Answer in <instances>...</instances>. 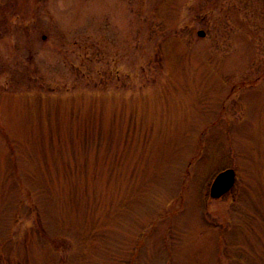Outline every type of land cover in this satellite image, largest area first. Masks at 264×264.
<instances>
[{
    "label": "rangeland",
    "instance_id": "374dc122",
    "mask_svg": "<svg viewBox=\"0 0 264 264\" xmlns=\"http://www.w3.org/2000/svg\"><path fill=\"white\" fill-rule=\"evenodd\" d=\"M0 264H264V0H0Z\"/></svg>",
    "mask_w": 264,
    "mask_h": 264
},
{
    "label": "water",
    "instance_id": "95a60500",
    "mask_svg": "<svg viewBox=\"0 0 264 264\" xmlns=\"http://www.w3.org/2000/svg\"><path fill=\"white\" fill-rule=\"evenodd\" d=\"M200 36H205V31L198 32ZM236 182V173L233 169H226L220 172L214 179L211 188L210 196L214 199H218L229 193Z\"/></svg>",
    "mask_w": 264,
    "mask_h": 264
}]
</instances>
